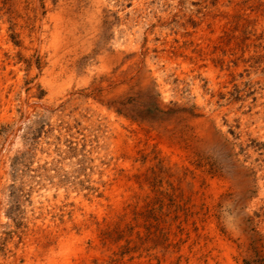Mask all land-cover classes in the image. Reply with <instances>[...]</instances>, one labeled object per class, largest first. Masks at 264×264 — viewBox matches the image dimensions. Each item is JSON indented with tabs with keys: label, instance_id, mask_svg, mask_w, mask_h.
<instances>
[{
	"label": "rangeland",
	"instance_id": "1",
	"mask_svg": "<svg viewBox=\"0 0 264 264\" xmlns=\"http://www.w3.org/2000/svg\"><path fill=\"white\" fill-rule=\"evenodd\" d=\"M0 264H264V0H0Z\"/></svg>",
	"mask_w": 264,
	"mask_h": 264
}]
</instances>
